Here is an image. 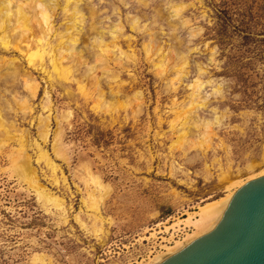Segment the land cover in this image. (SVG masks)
<instances>
[{"label":"rangeland","instance_id":"374dc122","mask_svg":"<svg viewBox=\"0 0 264 264\" xmlns=\"http://www.w3.org/2000/svg\"><path fill=\"white\" fill-rule=\"evenodd\" d=\"M173 5L182 6L177 16ZM81 6L86 22L77 49L86 62L68 78L52 72L49 56L47 74L0 43V61H13L39 83L32 98L23 75L0 68L9 130L0 131V264H41L38 257L45 264H134L191 233L181 219L202 200L222 197L264 170V0H84ZM64 16L56 8V31L64 30ZM133 18L140 28L130 26ZM92 21L105 30L123 25L105 69L96 66ZM93 64L97 86L86 75ZM196 79L198 90L191 86ZM49 111L44 141L36 120ZM22 152L49 199L19 172ZM177 221L182 229L172 227Z\"/></svg>","mask_w":264,"mask_h":264},{"label":"bare ground","instance_id":"6f19581e","mask_svg":"<svg viewBox=\"0 0 264 264\" xmlns=\"http://www.w3.org/2000/svg\"><path fill=\"white\" fill-rule=\"evenodd\" d=\"M83 1L84 0H0V43L2 44L4 48L12 47L13 49L21 53V55L25 58L27 67L42 70L43 72H46L47 74H49V72L45 69L44 58L46 55L49 56L50 63L52 66V72H55L65 78H68V76L73 75L74 69L75 70L78 69V67L81 64L86 62L83 50L77 49V44L81 40L80 34L86 22L85 12L83 11V9L85 10V8L81 6ZM59 6H61V10L63 11V14L65 15L64 19L66 20L63 25L64 30L62 31H56V29L54 28L53 21H52V16L55 13L56 8H58ZM85 6H89V5H85ZM173 6H174L175 14H176L174 16H177L178 13H180L179 11L182 10L181 9L182 6L181 5H173ZM90 13H91V15L89 16L90 19L95 20L94 16H96V13L94 11V8H90ZM101 21H92L91 23H89L88 29L93 30L95 32V36L92 37L93 40L91 41V47L97 50L94 54L96 56V59L99 61L98 62L99 64H97L96 66L102 67V69H105V67H107L108 58H110L108 57V55L111 52V48L119 47L117 45V42L121 34V31L123 29V25L121 24V22L113 23L110 26L108 25L107 26L108 29L105 30V28H103L104 26L100 24ZM130 26L132 28H138L139 27L138 19L133 18L130 22ZM107 38L108 40H105ZM89 45L90 43L85 44V51L89 49ZM148 47H150V49L147 50V53L149 54L154 46L153 44H151V45H148ZM5 64L7 65V67L11 66V68L14 69L12 70L13 74L23 75L24 89L27 91V93L30 96H32V98H34L38 93L39 83L31 75L30 71L25 70L23 71V74H21L22 73L21 70H20L21 72L20 73L19 68L13 64V61H7V62L3 60L0 61V68L5 66ZM96 66L94 64L90 66V68L87 69V74H86L88 76L92 75L91 79L93 80V82L92 81L91 82L93 83L94 86L98 85V79H99V76H96L94 74L96 70L95 69ZM155 67H158V66H155ZM25 68H26V65H25ZM178 75L181 76V74H178ZM79 83H80L79 85L80 88L85 89L86 85L83 84L81 80H79ZM201 85H202V82L199 81L198 79H196L191 84V86H195L197 90L200 89ZM194 93L196 92L194 91ZM194 93L192 94L194 95ZM196 95L199 96V94H196ZM135 96H137V94H135ZM19 102L20 104L25 105L26 101L25 99H21L19 100ZM96 102L97 104L103 103V99L101 95L98 96V99ZM190 103H191L190 104L191 107L193 108V106H195L194 102L192 101ZM50 114L51 113L49 111L45 118L39 117V119L36 120L41 125L42 129L40 130L39 136L44 141L46 140L48 136V132H49ZM205 123H207V121H205ZM208 126L209 125L206 126L204 137L208 136V133H209ZM0 129H1L0 130L1 133L3 131L5 132V135L8 134L9 130L6 129V123L2 119L1 108H0ZM184 134L185 133L183 132L181 136H183ZM20 138L22 137L20 136ZM201 140H203V138ZM21 144L23 145V143ZM52 147L56 148L55 141L53 142ZM44 153L41 152V156ZM20 158L21 159L16 158V160L18 161V167H19L18 169H20L19 172L22 174L23 178L31 186H34L39 191L38 192L39 194L42 193L44 196L48 197L49 199L50 194L46 192L45 189L42 187L41 183H39L36 170L31 165L29 156L23 153V156ZM262 175H264V170L259 172V175L257 176L254 175L248 179L246 178V180L237 181L233 185V187L230 188L229 192L222 197H219L217 199H213L210 201L202 200V202L197 206V208L194 211L188 212L187 217L184 219H181L183 221L182 223H184L185 226L187 227L189 226L190 228H192L191 233L184 231V235L180 238L174 239L172 245L165 246V251H158L156 254H154L153 257L147 256V258H142L141 260L135 261L134 264H158L164 258L177 252L178 250H180L182 247H184L187 243H189L193 239L210 231L212 228H214V226L217 224V222L222 217V214L230 198L234 194V192L240 186H242L246 181L252 178H256L258 176H262ZM93 181L94 183L102 187L101 186L102 184L98 177H93ZM96 202L97 201L95 199L93 201V207L95 209H97ZM175 224L176 225L172 227H178V229H182V227H179L180 223H178V221L175 222ZM38 258H40L39 261L41 260L40 262L41 264H45V260L43 259L44 257L43 258L38 257Z\"/></svg>","mask_w":264,"mask_h":264},{"label":"water","instance_id":"95a60500","mask_svg":"<svg viewBox=\"0 0 264 264\" xmlns=\"http://www.w3.org/2000/svg\"><path fill=\"white\" fill-rule=\"evenodd\" d=\"M158 264H264V175L234 192L214 228Z\"/></svg>","mask_w":264,"mask_h":264}]
</instances>
